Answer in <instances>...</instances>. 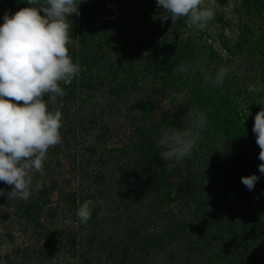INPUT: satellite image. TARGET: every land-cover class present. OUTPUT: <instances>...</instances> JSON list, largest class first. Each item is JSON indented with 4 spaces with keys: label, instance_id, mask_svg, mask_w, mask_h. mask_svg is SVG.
<instances>
[{
    "label": "trees",
    "instance_id": "obj_1",
    "mask_svg": "<svg viewBox=\"0 0 264 264\" xmlns=\"http://www.w3.org/2000/svg\"><path fill=\"white\" fill-rule=\"evenodd\" d=\"M230 1L202 0L215 15L200 30L186 17L162 25L156 0H82L68 17V54L81 71L51 106L62 112L61 141L27 200L8 197L12 186L0 181V264H264V219L259 230L245 222L261 204L238 199L237 183L228 192L219 163L204 167L203 128L182 162L156 148L162 129L207 114L197 94L222 103L221 88L239 74L230 61L263 56L264 0ZM29 6L0 0V17ZM180 63L191 67L174 71ZM221 66L229 71L214 86ZM85 199L92 213L81 224Z\"/></svg>",
    "mask_w": 264,
    "mask_h": 264
},
{
    "label": "clouds",
    "instance_id": "obj_2",
    "mask_svg": "<svg viewBox=\"0 0 264 264\" xmlns=\"http://www.w3.org/2000/svg\"><path fill=\"white\" fill-rule=\"evenodd\" d=\"M81 2L27 0L29 7L11 15L5 11L0 17V181L12 186L8 197H30L33 174L43 171L47 150L61 141L62 112L58 106H51L65 96L61 82L70 84L81 71L79 62L68 54L72 43L68 17L79 15ZM201 4L202 0H156V7L163 9L159 16L162 25L169 19L175 24L186 17L190 25L203 30L215 13L212 7ZM190 67L180 63L173 70L185 73ZM228 71L227 67L218 68L211 83L222 85ZM189 115L188 127L161 130L156 148L164 161L182 162L200 140V129L206 125L207 117L202 111H190ZM253 120L252 132L260 148L258 158L264 161V107ZM224 145L225 142L216 150H223ZM258 170L264 175V162ZM259 178L253 173L241 176V182L252 190ZM3 194L0 189V195ZM92 205L91 199L79 204L75 212L79 223L87 224L90 220Z\"/></svg>",
    "mask_w": 264,
    "mask_h": 264
},
{
    "label": "rangeland",
    "instance_id": "obj_3",
    "mask_svg": "<svg viewBox=\"0 0 264 264\" xmlns=\"http://www.w3.org/2000/svg\"><path fill=\"white\" fill-rule=\"evenodd\" d=\"M226 1L231 3L230 0ZM255 27L256 34L259 35L261 26ZM259 53L256 51L252 59H243L241 64H238L239 60L236 58L227 64L229 68L238 71L241 77L239 74L230 75L229 84L221 88L222 103L209 100L207 92L197 94L200 101L206 103L209 108L205 114L207 121L202 137L203 145L207 146L199 152L198 158L208 157L210 161L204 167L208 166L209 169L215 170L213 163H219L220 171L226 178L228 192L233 189V183H237V193H240L238 199H246V202L252 200L257 206L261 204V207H254L251 217L248 215L245 219L249 228L256 230L260 229L255 228L257 220L264 219V175L258 170V165L264 161L258 158L260 148L252 132L253 117L264 107L259 104L264 102V62L261 64L259 61L264 54L262 56ZM231 86L232 90L229 91ZM224 142L223 150H216ZM253 173L260 178L255 182L253 189L249 190L241 182V176ZM262 237L264 236L261 235L260 238Z\"/></svg>",
    "mask_w": 264,
    "mask_h": 264
}]
</instances>
